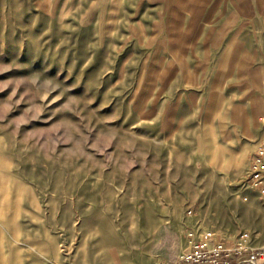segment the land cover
Here are the masks:
<instances>
[{
    "label": "rangeland",
    "instance_id": "374dc122",
    "mask_svg": "<svg viewBox=\"0 0 264 264\" xmlns=\"http://www.w3.org/2000/svg\"><path fill=\"white\" fill-rule=\"evenodd\" d=\"M263 138L264 0H0V264L264 247Z\"/></svg>",
    "mask_w": 264,
    "mask_h": 264
},
{
    "label": "built area",
    "instance_id": "2783aa9c",
    "mask_svg": "<svg viewBox=\"0 0 264 264\" xmlns=\"http://www.w3.org/2000/svg\"><path fill=\"white\" fill-rule=\"evenodd\" d=\"M256 145L250 183L264 192V138ZM249 239V233L243 232L228 243L221 233L193 228L187 233L179 257L171 263L159 264H264V247H252Z\"/></svg>",
    "mask_w": 264,
    "mask_h": 264
},
{
    "label": "bare ground",
    "instance_id": "6f19581e",
    "mask_svg": "<svg viewBox=\"0 0 264 264\" xmlns=\"http://www.w3.org/2000/svg\"><path fill=\"white\" fill-rule=\"evenodd\" d=\"M216 143H217V141H216Z\"/></svg>",
    "mask_w": 264,
    "mask_h": 264
}]
</instances>
